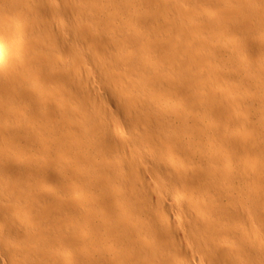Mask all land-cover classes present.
I'll return each mask as SVG.
<instances>
[{
	"label": "bare ground",
	"instance_id": "bare-ground-1",
	"mask_svg": "<svg viewBox=\"0 0 264 264\" xmlns=\"http://www.w3.org/2000/svg\"><path fill=\"white\" fill-rule=\"evenodd\" d=\"M0 264H264V0H0Z\"/></svg>",
	"mask_w": 264,
	"mask_h": 264
},
{
	"label": "rangeland",
	"instance_id": "rangeland-1",
	"mask_svg": "<svg viewBox=\"0 0 264 264\" xmlns=\"http://www.w3.org/2000/svg\"><path fill=\"white\" fill-rule=\"evenodd\" d=\"M42 174V173H41ZM41 174H40V176H41ZM42 176H43V174H42Z\"/></svg>",
	"mask_w": 264,
	"mask_h": 264
}]
</instances>
